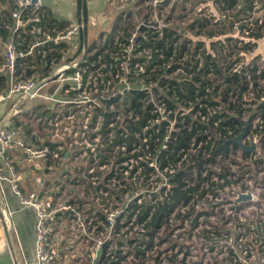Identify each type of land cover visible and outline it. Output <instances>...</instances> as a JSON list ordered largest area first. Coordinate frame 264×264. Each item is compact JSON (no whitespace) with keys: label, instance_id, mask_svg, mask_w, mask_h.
<instances>
[{"label":"rangeland","instance_id":"rangeland-1","mask_svg":"<svg viewBox=\"0 0 264 264\" xmlns=\"http://www.w3.org/2000/svg\"><path fill=\"white\" fill-rule=\"evenodd\" d=\"M146 2L148 3L143 7L129 10L124 18L120 17V11L117 8L112 9L111 13H105L109 23L108 31L112 30L119 15L122 19L120 23L121 26L123 25V33L116 42L107 45L104 48L105 51L101 50L104 52L100 53L101 55L104 54L108 59H113L117 57L116 54L123 52L124 48L127 55L132 58H138L144 62L149 61L148 55L151 50L143 49L141 52H137L134 49L135 42L133 46L125 44V41L132 43L129 38L133 33L136 34L135 37L143 34L142 30L136 28L143 20L148 26L155 25L154 32H162V29L166 27L170 30H177L181 34V37L177 38L173 44V55L160 65L170 67L175 57L180 67L191 68L196 59H198V66L203 63L205 52L214 53L219 63L222 64L223 71L225 64H232V67L241 71V76L245 77L238 81L247 89L242 99L250 101L254 97L255 92L260 88L252 85L253 66L264 70V0L255 1L251 10L248 9L249 6H246V11L238 12V18L241 20L232 26L229 22L236 19L234 11L221 9L219 1L159 0L153 5V0ZM239 8L245 10L241 5ZM194 17L202 19L203 25L200 26L199 22H195L193 25ZM224 23L226 24L224 25ZM189 24L193 27L190 28ZM94 29H90L91 37L95 34ZM218 29L221 32H227L229 36L233 35V37L208 36L212 31L218 32ZM160 37L157 35L155 38ZM217 37L221 41L215 46L214 41ZM2 50L3 45L0 42V63L3 59ZM159 57L164 59L162 56ZM154 65L153 71L158 67V64ZM209 73L218 80L219 77L214 68H211ZM256 74L259 76L255 77V82L264 89V74L260 75L259 71H256ZM156 75H158L157 80L149 84L147 98L157 102L159 97L161 103L163 102L162 91L164 89L160 82L163 79L180 81L187 76V73L184 69H178L170 74ZM146 78H151V75L141 79L144 84ZM130 82L133 86L137 85L136 78ZM60 90V84L50 80L42 85L37 91L38 94L32 98L24 100L14 98L10 100L9 105L17 102L20 108L18 116L21 122L30 120L32 126L40 130L42 119L50 114L48 112L47 114L38 113L40 106L46 107L50 104L51 98L57 97ZM45 96L47 97L45 98ZM101 96L94 98L98 100ZM147 98H144V101ZM239 102L242 108H249L248 104L242 103L241 100ZM128 104L126 96L106 109L100 102V109L108 110V117L105 115L98 117L92 131L102 130L106 136L111 138L116 123L118 124L125 118L124 113L128 109ZM81 105L86 107L84 103ZM57 108L58 106L55 107V109ZM29 111L30 115L27 114ZM189 111L190 109L187 108L183 111L175 110V112H184L185 115L195 118L197 112L193 114ZM87 112H89L90 118L94 115L95 110L87 108ZM247 118H242L243 128L240 132L245 131V133L241 138V143L246 146L254 145L255 150L244 151L233 141V138L234 146L230 144L227 151L216 155L213 162L204 166L205 169L201 175L202 177L208 176L209 180L206 182L199 178L198 182L199 191L206 189V193L202 197H193V201L189 200L187 204L178 203L175 207L179 208L177 212L171 214L170 220L162 222L155 233L148 235L147 241L151 239L148 241L151 246L144 257L146 264H215L219 262L233 264L231 255L228 254L231 246L235 247L238 254L234 264H264V147L260 145V137L252 132L255 127L254 122L248 121ZM28 121L26 122L30 124ZM247 126L252 128L249 129ZM107 130L109 132L106 134ZM113 149L115 148L113 147L111 152L107 148V153H110L107 156L111 157V160L105 166H92L91 157H79L75 161L65 163L66 172L71 174L69 177L67 176L68 181H66L67 200H73L72 205L77 210L72 213V217L68 218V229L71 231H79L82 228L93 230L96 233L93 240L97 242L105 236L107 233L105 230H108L106 225L97 221L103 216L102 214L113 213L114 219L119 218L121 225L127 223L120 227L121 232L113 235L114 240L110 241L113 242L110 243V248L112 245L116 246L114 243L120 234L124 240L133 238L136 243L144 239L141 234L142 231H144V235L146 234L143 223H136L135 220L138 211L128 219L133 201L135 200L137 204L142 200L148 202L153 195L158 194L160 184L163 186L167 182L166 178L160 182L159 176L162 172L158 168V163L155 165L154 160L153 169L147 174L143 172L147 170L146 164H141L134 174L131 173L135 166V162L132 160L116 165L119 150L118 148L117 150ZM193 151L195 149H192L191 152ZM138 160L144 163V160L148 159L143 157ZM26 164L30 163H23V165ZM111 172L114 173V176L118 173L117 181L115 178L105 180L106 176L110 178ZM196 177V173L192 172L189 177L191 185L196 182ZM104 186L111 191V194L101 192L100 188ZM217 186L220 189L214 193L213 190ZM241 194L249 195V198L240 199ZM128 205L130 208L127 207ZM100 225L101 228H99ZM156 260L157 263H155ZM125 262L124 259L123 264ZM127 264H129L128 261Z\"/></svg>","mask_w":264,"mask_h":264},{"label":"built area","instance_id":"built-area-1","mask_svg":"<svg viewBox=\"0 0 264 264\" xmlns=\"http://www.w3.org/2000/svg\"><path fill=\"white\" fill-rule=\"evenodd\" d=\"M146 1L108 0V4L112 9L117 8L120 11V17L124 18L129 10L143 7L148 3ZM158 1L153 0L152 5ZM255 1L257 0H238L236 7L232 8L236 19L229 24L232 26L241 20L237 13L246 11V6H249L248 9L251 10ZM3 3L8 4V10L0 8V42L3 45L0 77L5 75L10 80L7 90L0 92V102L8 101L15 96L23 98L34 96L37 93L36 90L32 94L28 91L42 75V73L37 74L36 72L38 66L46 68V76H52L54 82L60 84L62 92V98H51L50 101H53L54 105L49 110L50 114L46 113L47 115L42 119L38 133L28 134L21 126L0 125V184L6 182L10 191L18 198L20 208L31 210L35 214V255L30 264H123L124 259L126 260L125 264L127 261L129 264H146L144 257L147 250L150 249L151 243L148 241L151 239L147 241L148 235H144V231L141 233L144 239L139 240V243H136L133 238L125 239V241L120 234V237L115 240L116 246L112 245L110 248V243H113L110 241L114 240L113 235L121 232L120 227L127 223L121 225L119 218L114 219L113 213H104L97 221L104 226L106 225L108 229L105 230L107 232L105 236L97 242L93 240L96 235L93 230L89 231L82 228L79 231H71L68 229V218L72 217V213L77 212V210L72 205L73 200H67L66 181H68L67 176L69 177L71 174L66 172L65 167L63 168L61 165L75 161L79 157H91L92 166H105L111 160V157L107 156L110 153L107 152L108 150L112 152L114 147L113 150H117V148L119 150L116 165L123 161L132 160L135 162L133 170L136 169L135 172L132 170V174L137 172L141 164H146L153 169V160H144L143 163L138 159L144 156L137 158L132 156L139 150H148L146 138L139 139L137 145L133 142L129 145L125 142H115L117 128H122L129 121L137 119V116L134 117L133 112L129 110L130 104L124 113L125 118L118 124L116 123L111 138L106 136L102 130L93 132L92 128L95 126L98 117L103 115L108 117V110H101L100 102L106 109L120 98L127 97L131 89L135 88L144 90L147 93L145 98H147L149 84L158 78L156 74L167 73L172 64L170 67L160 65L165 60L163 59L160 63H154L158 64V67L153 71L155 65L150 61V54H152L150 49L147 63L127 55L124 48L122 50L125 53L120 52L113 59L102 57L100 54L95 55L96 51L89 53L86 48H80L79 23L70 24L62 29L47 25L43 13V0H0V4ZM239 5L245 10L239 8ZM154 26L153 24L148 26L143 20L140 21L136 28L142 30L143 34L135 37L136 34L133 33L132 37L129 38L132 43L125 41V44L133 46L135 42L136 47L134 49L137 52H141L143 49L148 50L147 48H140L141 44L138 38L145 37L148 31L155 28ZM157 32L158 36H162L163 31ZM221 36L233 37V35H227V32H223ZM119 38H116L114 42ZM88 55H90L89 58ZM159 56L164 58V54L159 53ZM174 59L176 58L174 57ZM184 68L188 67L178 66L175 70ZM257 71L261 73L264 70L258 68ZM149 75L151 78L144 79V84L141 79ZM134 78L137 79L135 86L130 82ZM164 80L166 79H163L160 85ZM256 86L261 89L264 95V89L259 83ZM100 95L102 96L98 100L94 98H98ZM116 98L115 102L110 103ZM260 99L263 100L264 97H260ZM158 100L155 102L149 97L145 101L141 100L144 105L145 102L150 103L155 112H158L155 121L141 128L142 132L144 133L147 128L162 121L165 123L166 131H178L176 121L185 123L187 114L166 110L164 102L160 103L159 97ZM81 103H84L86 107H82ZM57 106L58 108L55 109ZM248 106L253 107L249 104ZM87 108L95 110L94 115L90 118ZM81 112L82 115H80ZM170 113L173 115L171 116ZM244 117H248V115ZM190 119L194 120L195 118L190 116ZM247 119L248 121L252 120L254 125L259 121L258 118L250 119L248 117ZM107 132L109 130L106 131V134ZM138 136L139 133L136 132L135 137ZM260 145L264 147V144L260 143ZM232 146L234 145L232 144ZM162 147L164 148L165 145ZM16 149L18 159L9 153ZM148 156L149 154L145 157L149 158ZM24 162L40 167L38 169L39 174L32 176L36 189H24L27 181V175L23 170ZM157 163L155 162V165ZM161 172L171 174L174 170L166 168ZM109 176L110 178L106 176L105 180L115 178L117 181L118 173L114 176V173L111 172ZM189 177L190 175L186 178L187 184L192 187L195 186L196 182L192 185L189 183ZM163 178H166L167 182L163 186L160 184L159 187L162 186L164 193H166L169 190V179L166 176ZM100 189L105 194H111V191L105 186ZM191 200L193 201V198ZM178 208H175L173 212H177ZM11 214V211L7 214L6 211L4 212L5 216ZM171 214L166 221L170 220ZM11 237L15 238L14 232H7L4 224L0 223V240L11 239ZM228 254L231 255L233 264L236 263L235 258L238 254L234 246H231Z\"/></svg>","mask_w":264,"mask_h":264},{"label":"trees","instance_id":"trees-1","mask_svg":"<svg viewBox=\"0 0 264 264\" xmlns=\"http://www.w3.org/2000/svg\"><path fill=\"white\" fill-rule=\"evenodd\" d=\"M221 3V9L232 10L237 5L238 0H214ZM219 2H216L217 4ZM77 22L80 25V45L83 46L86 42L85 26L87 24L86 0H76ZM236 16V15H235ZM225 21V18H224ZM199 22L200 26L203 24L202 19L194 17V23ZM226 23H224L225 25ZM193 25L189 24L192 28ZM223 25V26H224ZM2 31V30H1ZM218 32L212 31L209 37L223 34L220 29ZM153 32V33H152ZM158 32L150 30L145 37H139L138 41L141 44L140 48H147L154 53L150 54V61L160 63L163 59L158 57V54H164V59L172 55L173 44L181 34L177 30L163 29L162 36L155 38ZM221 41L219 37L214 41L215 46ZM196 48L195 46L193 47ZM100 53V52H99ZM204 61L198 66V59L194 61L191 68H184L188 76L184 80H164L161 83L162 97L166 110L174 112L176 109L183 111V109H190V113H196L195 119L191 120L190 115L186 116V122L179 123L176 121L178 131H166L164 122L155 124L153 127L147 128L143 133L142 127L148 123L155 121L158 112H155L152 105L143 101L146 92L138 88L131 89L127 97L129 99V110L133 112V116L137 119L129 121L122 128H117V137L115 142H125V144L137 143L146 138L148 150H139L132 156H146L149 154V160L158 162L160 171L164 169H173V173H161L159 180L163 176L169 179V190L164 193V188L159 187L157 195H153L150 202L142 200L138 204L133 201L129 217L138 211L136 215V223H143L146 235L155 233L162 222H165L169 215L176 208L178 203L187 204L193 197H202L206 193V189L199 191V178L201 181L209 180L208 176L202 177V172L205 165L213 162L216 155L228 150V145L232 144V139L243 128L242 118L247 116L250 119L258 118L259 121L255 123L253 133L260 137L261 144H264V97L261 89L255 92L254 97L250 101L242 99L245 87L238 83L241 76V71L234 70L232 64H225V70H222V64L216 58V55L211 52L203 54ZM179 66L176 59L167 71L168 74L173 73L175 68ZM218 75V80L213 75H210V69ZM258 68L253 66L254 79L253 87L257 85L255 77ZM264 71H261L262 75ZM4 76L0 77V89L4 86ZM117 100L114 99L113 103ZM253 105L248 109L240 106V102ZM233 101V102H232ZM109 103V104H110ZM143 106V107H142ZM154 111V112H153ZM200 113V114H199ZM171 116L173 115L170 113ZM199 114V115H198ZM241 117V120H240ZM17 126V125H15ZM249 127V126H248ZM250 128V127H249ZM158 129V131H156ZM121 132V133H120ZM136 132L139 136L136 138ZM166 138V140H164ZM140 139V140H139ZM162 145H165L163 148ZM233 145H235L233 143ZM143 146V144H142ZM195 152H191L192 148ZM144 173H149L152 168L147 165ZM136 169L133 170L135 172ZM196 173L195 186H189L186 178L192 172ZM132 172V173H133ZM220 187H215L213 192L216 193ZM128 208L129 205L127 206Z\"/></svg>","mask_w":264,"mask_h":264},{"label":"crops","instance_id":"crops-1","mask_svg":"<svg viewBox=\"0 0 264 264\" xmlns=\"http://www.w3.org/2000/svg\"><path fill=\"white\" fill-rule=\"evenodd\" d=\"M43 4V13L47 25L62 29L69 26L70 24L78 23L76 0H43ZM0 8H6L8 10V4H0ZM111 10L112 8L109 6L108 0H86V11L88 12L87 24L85 26L86 42L83 46L80 45V48H86L89 53H91L92 51H96L97 53L95 55H98L100 53H104V48L107 45L114 43V40L116 38L121 37L123 33V25L121 26L120 22L122 19L119 17V15L114 22V26L111 30L112 32L108 31L107 25L109 23L108 18L105 17V15L107 14L105 13H111ZM91 28H95V34L93 37L89 35ZM86 31L88 32V34ZM89 38H92V40H89ZM87 57L89 58L90 55H88ZM102 57H105V55L103 54ZM36 72L37 74L42 73L39 80L46 79L47 82H49L50 80L54 82L52 76H46L47 72L44 66L36 67ZM4 77V86H2L0 92H4V90L6 91L9 85L10 79H8L5 75ZM39 88H37L35 92H37ZM36 94H38V92ZM32 97L28 96L25 98ZM14 98L23 100L25 99L20 96H15L13 98L11 97V99ZM57 98H62L61 90L59 91L57 97H52V99ZM11 99H9L8 101L0 102V125H17L21 126L28 134L38 133L40 130H37L36 127L32 126L30 120L21 122L18 116L20 113L18 103L14 102L13 104H10V106L9 103ZM50 102L51 103L46 107L40 106V110L38 111V113H50L49 110L54 105L53 101ZM27 114L30 115L31 112L29 111V113ZM26 121H28L30 124H28ZM16 151L17 149L12 151L13 153H9L13 157H16L18 159ZM61 166L63 168L65 167V165ZM39 168L32 163L23 165V170L27 175V181L25 182L24 187L25 190H30L33 188L36 189V186H34V182L32 180V176L33 174H39ZM5 211L6 214L9 213V211H11L12 214L5 216ZM0 223L4 224V228L7 232L13 231L15 234V238L11 237V239L7 238L6 240H0V264H30L31 262H33L35 255L34 240L36 237V230L34 226L35 214L31 210L20 208L18 198L13 195L6 182H2L0 184Z\"/></svg>","mask_w":264,"mask_h":264},{"label":"water","instance_id":"water-1","mask_svg":"<svg viewBox=\"0 0 264 264\" xmlns=\"http://www.w3.org/2000/svg\"><path fill=\"white\" fill-rule=\"evenodd\" d=\"M46 82H47L46 79H40L39 81H36L35 85L28 92H30V94H32L35 90H37V88L41 87ZM244 133H245V131H242L239 134H237L235 136V138L233 139V141L236 142L239 145V147H241L244 151H253L255 149L254 145L246 146V145L241 143V138L244 135ZM239 198L240 199H247V198H249V195L241 194Z\"/></svg>","mask_w":264,"mask_h":264}]
</instances>
